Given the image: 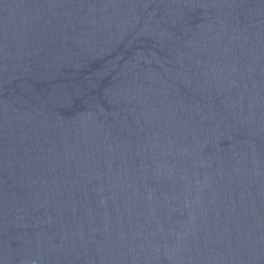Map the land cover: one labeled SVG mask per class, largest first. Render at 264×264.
Returning a JSON list of instances; mask_svg holds the SVG:
<instances>
[{"label":"water","instance_id":"obj_1","mask_svg":"<svg viewBox=\"0 0 264 264\" xmlns=\"http://www.w3.org/2000/svg\"><path fill=\"white\" fill-rule=\"evenodd\" d=\"M0 264H264V0H0Z\"/></svg>","mask_w":264,"mask_h":264}]
</instances>
